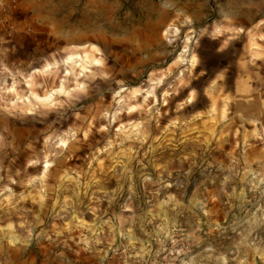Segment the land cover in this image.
Instances as JSON below:
<instances>
[{
  "label": "rangeland",
  "instance_id": "374dc122",
  "mask_svg": "<svg viewBox=\"0 0 264 264\" xmlns=\"http://www.w3.org/2000/svg\"><path fill=\"white\" fill-rule=\"evenodd\" d=\"M0 264H264V0H0Z\"/></svg>",
  "mask_w": 264,
  "mask_h": 264
}]
</instances>
